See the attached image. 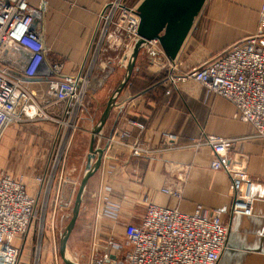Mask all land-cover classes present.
<instances>
[{
	"label": "crops",
	"instance_id": "obj_1",
	"mask_svg": "<svg viewBox=\"0 0 264 264\" xmlns=\"http://www.w3.org/2000/svg\"><path fill=\"white\" fill-rule=\"evenodd\" d=\"M105 1L76 0L78 10L71 16L72 21L70 17L66 21L72 22L68 32L64 27L57 29L48 18V11L54 12L52 8L65 1L48 0L45 4L44 40L51 50L50 60L62 62L65 73L80 70L81 66L85 69L90 63L87 46ZM124 1L131 4L133 0ZM143 2L147 4L150 0H142L141 4ZM262 6L264 0H167L160 13L161 17L169 15L158 33L162 49L171 60H181L178 72L186 71L253 34ZM81 7L91 15L81 13ZM146 64L141 51L136 70L119 98L124 102L112 109L105 122L99 143V148L104 147L105 151L88 178L78 216L67 239L68 251L71 250L69 252L79 264H93L103 254L104 243L110 237L121 238L125 224L138 223L146 202L151 201L177 207L184 213L193 212L197 205L220 210L230 231L217 264H264V138L255 136L253 128L234 115L229 102L192 80L178 83L177 88L166 95L159 84L163 74H150ZM150 82L152 84H148ZM42 83L33 82L29 86L38 88ZM47 108L50 110L51 106ZM61 108L60 104H55L51 110L59 115ZM85 122L91 127L94 120L90 115L83 117L76 137L87 139L89 145L90 133L82 126ZM36 124L40 123L7 126L0 138V153L11 143L20 151L17 148V143L21 142L19 138L26 141L28 133L34 132L29 127ZM54 128L58 132L57 127ZM118 128L126 132L125 141L143 143L151 153L135 157L127 149L117 147L109 138H119ZM16 130L21 133L15 138ZM37 131L42 132L44 128ZM168 133L176 135L175 147H166L164 136ZM203 134L235 139L230 149L231 164L234 167L242 165L247 173L245 191L252 199L250 214L229 217L231 196L227 174L210 168L212 152L209 147L192 145V140H199ZM32 135L33 139L40 136ZM29 147L36 155L38 147L36 150L34 145ZM24 148L27 146L23 144L25 153L28 148ZM18 155L14 153L9 162L2 163H9L11 169L26 164L15 163ZM49 157L31 158L32 171L24 174L28 193L38 196L42 203L45 185L36 184L34 179L45 174ZM83 158L85 163L86 154ZM0 166L1 170L12 174V170L9 172L3 164ZM73 166L67 169L66 164L64 182L53 179L48 205H52L56 195L58 201L70 197L71 182H77V169ZM162 189L175 192L178 197L165 194ZM39 234L36 228L15 240L14 245L19 249L17 264H50L46 252L51 242L48 238L40 239ZM54 248L53 245L52 256L57 261L60 256L55 255Z\"/></svg>",
	"mask_w": 264,
	"mask_h": 264
},
{
	"label": "built area",
	"instance_id": "obj_2",
	"mask_svg": "<svg viewBox=\"0 0 264 264\" xmlns=\"http://www.w3.org/2000/svg\"><path fill=\"white\" fill-rule=\"evenodd\" d=\"M48 0H0V134L9 125L45 122L58 127L55 151L44 175L35 177L45 185L46 195L38 209V196L26 189L24 175L14 176L0 169V264H17L19 249L15 240L28 235L46 216L48 192L54 178L65 180V159L76 132L80 129L88 99L120 66L129 46L138 36L142 0L127 4L124 0H106L87 46L90 63L85 69L65 73L62 62L51 61V50L44 40L43 14ZM150 74H163L159 84L168 95L178 83L192 80L213 95L229 102L234 115L247 122L255 136L264 138V6L260 8L255 32L197 66L181 71V60H171L163 51L160 38L153 37L142 50ZM10 69L24 76L43 79L37 90L5 72ZM38 92V94H37ZM60 104L56 114L53 105ZM47 106H51L50 110ZM131 125L138 124L128 121ZM109 140L127 149L132 156L151 153L147 145L125 141L126 132ZM167 148L176 146L174 134L164 136ZM235 139L203 134L192 140L194 146H207L212 152L210 168L225 172L229 178L231 204L229 217L250 214L252 199L245 191L247 173L242 165L232 166L230 149ZM53 158V160H52ZM76 182H71L65 202L54 198L51 228L56 226V208L69 206ZM178 197L175 192L162 189ZM42 221V223H43ZM45 223H43L44 226ZM39 233L42 224L38 223ZM230 226L222 212L197 205L184 213L177 207L146 202L138 223L125 224L122 237H110L103 254L93 264H217L225 249ZM53 232V231H52ZM57 255V248H54ZM114 257V259L111 258Z\"/></svg>",
	"mask_w": 264,
	"mask_h": 264
},
{
	"label": "rangeland",
	"instance_id": "obj_3",
	"mask_svg": "<svg viewBox=\"0 0 264 264\" xmlns=\"http://www.w3.org/2000/svg\"><path fill=\"white\" fill-rule=\"evenodd\" d=\"M65 1L63 4L59 3L56 7L52 8V10H54V12H50L48 11V18L50 19V21H52L57 29L60 28H65L67 29V32L72 28V22H70L68 24L67 19H69V17L71 18V16L73 15V13H76V10H78V7L76 5V0H63ZM136 0H133L131 2V4H134ZM63 8V9H62ZM145 7L141 8L139 10V14L144 12ZM64 10V11H63ZM81 13H86V14H90L91 12L89 10L87 11H83V7H81ZM53 14L58 16H54ZM53 18L55 20H53ZM92 18V17H91ZM44 19V17H43ZM72 21V18H71ZM123 69L118 65L114 67V70L110 76V78L103 84V86L101 88H99L97 90V92L93 95V99H91V102L86 105V111L83 113L82 117H88L89 115L92 116V119L94 120V122H96V120L98 119L100 113L102 112L105 102L108 98V96L110 95L111 91L115 88V86L117 85L118 81L120 80V78L123 75ZM35 90H37V87H32ZM38 94V92H37ZM40 124H36L35 126L29 127L30 130H33L34 132L30 131L28 133L29 137H26V141L22 140L23 138L20 137L19 140L21 142L17 143V148L21 149L20 151L17 150L15 148V146L11 143L9 145H6L4 148H2L1 153H0V164H3V167L5 170L9 171L12 170L13 175H26L27 172L32 171V168L30 166L29 160H31V158L35 157L37 159V157L42 158L43 156L47 158L48 155H52L53 150L55 151V140L58 139V132L56 131V129L54 128L55 125H46V123H42V122H37ZM83 127H85L86 130L89 131L90 124L89 122H85L83 125ZM57 127V126H56ZM40 128H44L45 133H42L40 131H37V129ZM58 129V127H57ZM6 129H4L5 131ZM49 130V134L47 133V131ZM4 131L0 134V138L2 136V134L4 133ZM14 136L15 138L18 137V135H20V131L16 130L14 132ZM40 134V136L36 137L35 139H33V135L32 134ZM78 134V132L75 133L72 142L70 144L66 159H65V168H66V164H67V169L68 167L71 165V167L73 166L77 169V175H76V185H75V191L72 192V197L70 199V204L67 207H64L61 210H57L56 208V226H53L52 224V228H51V205H48L49 202L47 203V207H46V216L44 217V221L41 219L40 222L38 220H36L35 225L33 227V230L36 229L38 223H40V225L42 224V233L39 234L40 239L43 238H48V240L51 242V246L50 248H48V252L47 253V258H49L50 260L48 261L50 264H64L63 261L59 258H57V261L54 259V255L52 256V249H53V245L57 248V255H59L58 252V236L59 233L62 231L63 227L65 226V224L67 223L68 219H69V214L72 208V204H73V200H74V196L75 193L77 191V186L79 183V180L81 178V174H82V170H83V164H84V158L86 151H87V145H88V141L87 139H82V138H77L76 135ZM32 135V136H30ZM48 135V136H47ZM29 138H31L30 140L32 142L29 143ZM35 140V141H34ZM25 141V142H23ZM33 143V144H32ZM23 144L27 146L28 150L27 152H23ZM34 145L35 146V150L37 149L36 146L38 147V155L36 152H31L32 148H30L29 146ZM24 148V149H27ZM30 149V150H29ZM17 150V151H16ZM49 152V153H48ZM14 153H18L19 155L16 157V161L18 164H24V162H26V166L22 165V166H13L14 169L8 168L9 163H2L3 162H9V160L11 159V157L14 155ZM49 157V158H50ZM45 158V160H46ZM51 159V158H50ZM53 160V158H52ZM29 164V165H27ZM69 164V165H68ZM1 167V166H0ZM22 173V174H21ZM24 175V176H25ZM55 197V196H54ZM54 199V198H53ZM67 199H61L60 198V202H65ZM40 201V200H39ZM41 204L42 202L40 201L38 204V209L41 208ZM64 215L65 218H61V216ZM44 226H43V223ZM53 231V232H52ZM47 234V235H46ZM33 250V249H32ZM31 250V251H32ZM71 251V250H69ZM71 254V252H69ZM48 264V263H47Z\"/></svg>",
	"mask_w": 264,
	"mask_h": 264
},
{
	"label": "water",
	"instance_id": "obj_4",
	"mask_svg": "<svg viewBox=\"0 0 264 264\" xmlns=\"http://www.w3.org/2000/svg\"><path fill=\"white\" fill-rule=\"evenodd\" d=\"M166 1L167 0H150V2L147 4L145 2L142 3L140 9L143 7H145V9L143 13L139 14L140 23L138 27V36L136 37L134 42L129 46L123 56L122 62L120 63V67L124 71L123 75L118 81L115 88L111 91L110 95L108 96L104 108L100 113L98 119L92 124L91 128L89 129L90 140L81 178L79 180L77 191L74 196L72 208L69 214V219L58 236V252L60 259L63 261L64 264H79L77 258L75 256H72L67 249V239L71 230L73 229L75 220L78 216L88 178L105 151L104 147L99 148L103 128L112 109L114 107L120 106L121 102H124V100H119V98L125 86L128 84L132 73L136 70L135 65L138 55L147 46V42L153 37H159L161 46L163 44L162 39L158 35V33L160 32L163 24L169 19V15L161 17L160 14L162 6ZM5 72L10 76L16 78L17 80L25 83L44 81L43 79H36L24 76L10 69H5Z\"/></svg>",
	"mask_w": 264,
	"mask_h": 264
},
{
	"label": "trees",
	"instance_id": "obj_5",
	"mask_svg": "<svg viewBox=\"0 0 264 264\" xmlns=\"http://www.w3.org/2000/svg\"><path fill=\"white\" fill-rule=\"evenodd\" d=\"M153 82V81H152ZM152 82L148 83V84H152Z\"/></svg>",
	"mask_w": 264,
	"mask_h": 264
}]
</instances>
